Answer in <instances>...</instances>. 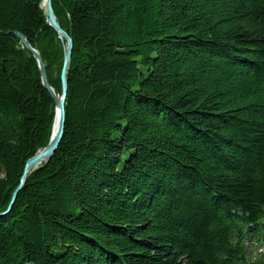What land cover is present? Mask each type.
<instances>
[{
	"label": "trees",
	"instance_id": "16d2710c",
	"mask_svg": "<svg viewBox=\"0 0 264 264\" xmlns=\"http://www.w3.org/2000/svg\"><path fill=\"white\" fill-rule=\"evenodd\" d=\"M41 1L0 0V264H241L227 227L264 211V0H53L64 137L3 214L56 108L16 32L62 87Z\"/></svg>",
	"mask_w": 264,
	"mask_h": 264
},
{
	"label": "water",
	"instance_id": "95a60500",
	"mask_svg": "<svg viewBox=\"0 0 264 264\" xmlns=\"http://www.w3.org/2000/svg\"><path fill=\"white\" fill-rule=\"evenodd\" d=\"M48 4V22L49 24L58 32L59 37L61 39L66 38L67 39V44L65 45V61L62 69V75H61V80L63 83V95L60 100H58L57 94L54 90V88L51 86L49 80H48V75L46 71V66L45 63L39 53V51L31 46L29 44L28 40L23 36L21 33H17L18 36L21 38L23 44L27 46V48L33 53L34 57L37 59L38 65L41 70V78L44 86L50 91V94L54 98L56 102V109L60 111V119H59V128L57 132L53 135L54 137H51L49 144L42 150H40L34 157L30 158L25 166V172L23 173V176L21 178V184L15 191V195L23 188L25 179L27 177V174L30 170L34 169L36 170L40 164L45 163L49 161L54 153L56 152L61 140L63 139L64 136V129H65V122H66V113H65V101H66V93L68 89V80H67V71L70 68V61L72 57V48H73V40L70 37V35L64 31L54 12L53 6H52V1L47 0ZM33 170V171H34ZM15 198L12 199L11 205L14 203Z\"/></svg>",
	"mask_w": 264,
	"mask_h": 264
},
{
	"label": "rangeland",
	"instance_id": "374dc122",
	"mask_svg": "<svg viewBox=\"0 0 264 264\" xmlns=\"http://www.w3.org/2000/svg\"><path fill=\"white\" fill-rule=\"evenodd\" d=\"M52 1V6H53V0H51ZM48 2H47V0H42L41 2H40V9L44 12V14L46 15V21H47V23L49 24V22H48V18H49V16H48V4H47ZM53 9H54V6H53ZM54 12H55V10H54ZM55 15H56V12H55ZM56 18H57V15H56ZM57 20H58V18H57ZM58 22H59V20H58ZM59 24H60V22H59ZM61 26V25H60ZM62 28V27H61ZM63 29V28H62ZM64 31H66L65 29H63ZM67 32V31H66ZM18 32H16V35L18 36V34H17ZM19 33H21V32H19ZM68 33V32H67ZM23 36H25L23 33H21ZM69 34V33H68ZM59 35V34H58ZM70 35V34H69ZM70 37L72 38V40H73V37L70 35ZM20 38V37H19ZM25 38L28 40V42H29V44H31L30 43V41H29V39L27 38V36H25ZM60 38V37H59ZM21 39V38H20ZM61 39V38H60ZM65 39V40H64ZM64 39H61V40H63L64 42H66L67 43V39L66 38H64ZM21 42H22V40H21ZM23 43V42H22ZM24 45V44H23ZM65 43H64V58H63V65H64V61H65ZM25 46V45H24ZM32 46V45H31ZM26 48H27V46H25ZM33 47V46H32ZM73 47H74V42H73ZM34 48V47H33ZM28 49V48H27ZM36 49V48H35ZM29 50V49H28ZM30 51V50H29ZM31 52V51H30ZM32 53V52H31ZM40 53V52H39ZM72 55H73V48H72ZM33 54V53H32ZM41 55V54H40ZM34 56V55H33ZM35 58V57H34ZM36 59V58H35ZM36 61H37V59H36ZM38 63V62H37ZM71 63H72V57H71V61H70V68H71ZM39 66V65H38ZM46 66V65H45ZM40 68V67H39ZM70 68L68 69V71L70 70ZM63 69V68H62ZM47 71V70H46ZM68 71H67V80H68V89H67V93H66V98H67V95H68V92H69V79H68ZM61 75H62V73H61ZM42 79V78H41ZM42 84H43V82H42ZM44 85V84H43ZM52 86V85H51ZM47 89V88H46ZM63 83H62V87H61V92L60 93H57V97H62V95H63ZM48 90V89H47ZM48 92L50 93V91L48 90ZM56 92V91H55ZM59 95V96H58ZM50 96L52 97V95L50 94ZM52 99L54 100V98L52 97ZM54 103H55V105H56V102H55V100H54ZM65 108H66V101H65ZM55 111H56V108H55ZM64 131H65V129H64ZM64 137V136H63ZM63 140V139H62ZM62 140H61V142H62ZM61 142H60V144H61ZM60 144H59V146H60ZM59 146H58V148H59ZM58 148H57V150H58ZM44 149V148H43ZM56 150V151H57ZM56 153V152H55ZM54 153V154H55ZM29 160V159H28ZM27 160V161H28ZM27 163V162H26ZM26 163H25V166H26ZM23 172H25V167H24V171ZM32 172V170L30 171V173ZM22 176H23V174H22ZM27 177H28V174H27ZM26 177V178H27ZM26 180V179H25ZM20 184H21V180H20ZM20 184H18V186H17V188L19 187V185ZM24 186V185H23ZM17 188H15V190L13 191V193H12V196H11V201H12V199L13 198H15L14 200V203L11 205V201H10V204H9V207L7 208V210L5 211V212H3V214H7V213H9L10 211H11V209L13 208V206L15 205V203H16V201L18 200V194L20 193V191L22 190H20L16 195H15V191L17 190Z\"/></svg>",
	"mask_w": 264,
	"mask_h": 264
},
{
	"label": "bare ground",
	"instance_id": "6f19581e",
	"mask_svg": "<svg viewBox=\"0 0 264 264\" xmlns=\"http://www.w3.org/2000/svg\"><path fill=\"white\" fill-rule=\"evenodd\" d=\"M65 40V39H64ZM65 44H67L66 42H64ZM57 94V93H56ZM59 96V95H58ZM61 98L58 97V100H60ZM65 113H66V110H65ZM60 111L58 109H56L55 111V119H54V123H53V127H52V137H54L53 135L57 132L58 128H59V119H60ZM66 119V117H65ZM34 157V156H33ZM27 162V161H26ZM43 164V163H42ZM42 164H40L39 166H41ZM34 169H32L33 171ZM31 171V170H30ZM30 171L28 172V175L30 174ZM24 173V172H23ZM22 178V177H21ZM25 183V182H24ZM220 214V213H219ZM227 218V217H226ZM228 222V220L226 221ZM264 222V220L262 221ZM234 238V237H232Z\"/></svg>",
	"mask_w": 264,
	"mask_h": 264
}]
</instances>
